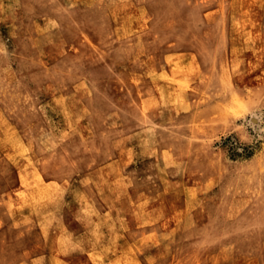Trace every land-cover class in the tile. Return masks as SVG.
I'll return each instance as SVG.
<instances>
[{"label": "rangeland", "instance_id": "374dc122", "mask_svg": "<svg viewBox=\"0 0 264 264\" xmlns=\"http://www.w3.org/2000/svg\"><path fill=\"white\" fill-rule=\"evenodd\" d=\"M0 264H264V0H0Z\"/></svg>", "mask_w": 264, "mask_h": 264}]
</instances>
